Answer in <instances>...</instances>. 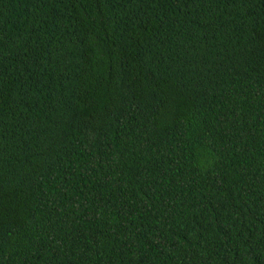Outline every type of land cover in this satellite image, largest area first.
<instances>
[{
  "label": "trees",
  "instance_id": "obj_1",
  "mask_svg": "<svg viewBox=\"0 0 264 264\" xmlns=\"http://www.w3.org/2000/svg\"><path fill=\"white\" fill-rule=\"evenodd\" d=\"M0 264H264V0H0Z\"/></svg>",
  "mask_w": 264,
  "mask_h": 264
}]
</instances>
